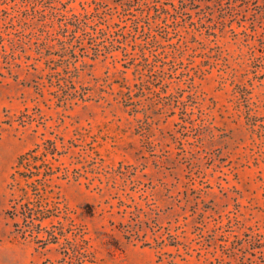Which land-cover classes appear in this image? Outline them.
Masks as SVG:
<instances>
[{
    "label": "rangeland",
    "instance_id": "rangeland-1",
    "mask_svg": "<svg viewBox=\"0 0 264 264\" xmlns=\"http://www.w3.org/2000/svg\"><path fill=\"white\" fill-rule=\"evenodd\" d=\"M45 138L41 246L7 209ZM77 262L264 264V0H0V264Z\"/></svg>",
    "mask_w": 264,
    "mask_h": 264
},
{
    "label": "trees",
    "instance_id": "trees-1",
    "mask_svg": "<svg viewBox=\"0 0 264 264\" xmlns=\"http://www.w3.org/2000/svg\"><path fill=\"white\" fill-rule=\"evenodd\" d=\"M60 153L61 150L57 148L55 140L45 138L42 143H36L24 155L23 168L31 171L33 167L36 177L32 180L25 177L22 181H18L19 195L12 198L7 209V213L12 219L10 233L14 237H31L41 246L57 240L58 235L54 230L42 226L41 221L52 215H58L61 210L59 200H57L58 195L49 194L52 188L46 190V185L54 174L57 178H67L68 176L66 169L60 172L61 169L58 166L52 167V160H57ZM19 172L22 176L25 175L24 170ZM41 231L44 233L40 235ZM77 263L80 264V262Z\"/></svg>",
    "mask_w": 264,
    "mask_h": 264
}]
</instances>
